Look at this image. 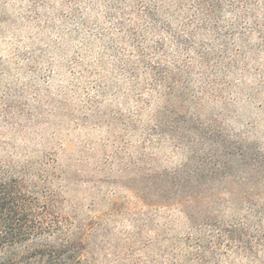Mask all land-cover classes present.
I'll return each mask as SVG.
<instances>
[{"label": "rangeland", "instance_id": "rangeland-1", "mask_svg": "<svg viewBox=\"0 0 264 264\" xmlns=\"http://www.w3.org/2000/svg\"><path fill=\"white\" fill-rule=\"evenodd\" d=\"M128 3L0 0V164L48 188L79 264H247L222 237L245 189L217 166L264 146V46L204 71Z\"/></svg>", "mask_w": 264, "mask_h": 264}, {"label": "trees", "instance_id": "trees-1", "mask_svg": "<svg viewBox=\"0 0 264 264\" xmlns=\"http://www.w3.org/2000/svg\"><path fill=\"white\" fill-rule=\"evenodd\" d=\"M191 1L189 8L186 0H128V4L151 30H165L189 62H197L204 71L222 70L234 44L248 42L254 33L264 46V0ZM234 150L238 152H226L225 163L217 166V189L231 184L244 188L240 201L245 212L241 223L229 225L222 237L230 236L236 251L250 261L247 264H264V146L241 143ZM25 181L0 164V264H17L5 261L2 252L25 242L33 244L36 264H79L82 246L65 232L53 195L48 188L27 189Z\"/></svg>", "mask_w": 264, "mask_h": 264}]
</instances>
